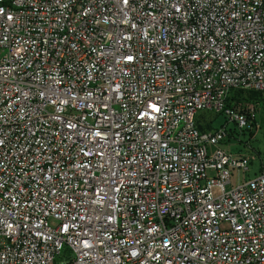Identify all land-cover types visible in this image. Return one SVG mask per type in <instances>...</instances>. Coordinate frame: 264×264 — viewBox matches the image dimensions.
<instances>
[{"label": "built area", "instance_id": "built-area-1", "mask_svg": "<svg viewBox=\"0 0 264 264\" xmlns=\"http://www.w3.org/2000/svg\"><path fill=\"white\" fill-rule=\"evenodd\" d=\"M236 89L264 97V0H0V264H264Z\"/></svg>", "mask_w": 264, "mask_h": 264}, {"label": "rangeland", "instance_id": "rangeland-1", "mask_svg": "<svg viewBox=\"0 0 264 264\" xmlns=\"http://www.w3.org/2000/svg\"><path fill=\"white\" fill-rule=\"evenodd\" d=\"M249 99H253L255 103H253L257 107L256 112V129L254 130L253 134L249 136L248 134L241 135L243 140L248 139L246 142V146L242 152H248L253 159L251 160L247 170H231L230 172V179L231 185H235L237 181H243L248 178H252L253 176L257 175L259 172V168L261 165H264V106L262 102H257V96H250ZM226 117L222 113H216L212 110H200L196 113V122L204 124L206 129L209 128H216L221 124L227 122ZM229 128H232V124L227 122L226 124ZM222 149L237 152L239 149L242 148V144H238L233 140L223 141L220 144ZM246 151H245V150ZM72 253L68 250V248H63L60 252V256L55 259V262H61L68 257H71Z\"/></svg>", "mask_w": 264, "mask_h": 264}, {"label": "trees", "instance_id": "trees-1", "mask_svg": "<svg viewBox=\"0 0 264 264\" xmlns=\"http://www.w3.org/2000/svg\"><path fill=\"white\" fill-rule=\"evenodd\" d=\"M257 96L256 101L258 102H262L263 106H264V97L262 95L261 92L259 91H254V90H241V89H236V90H231L227 99H226V105H230L232 101H243V102H249V103H255V101L253 99H249L250 96ZM257 121L255 120V123ZM200 130H205L206 128L204 127V125H200L199 126ZM211 129V128H209ZM256 129V124L253 130H243L241 132H237L236 129H234L233 131L230 132V137L232 138H236L239 140L240 143H243L246 146V142L248 141V139L243 140L241 138V135L243 134H248V138L249 136H251L254 132V130Z\"/></svg>", "mask_w": 264, "mask_h": 264}, {"label": "snow or ice", "instance_id": "snow-or-ice-1", "mask_svg": "<svg viewBox=\"0 0 264 264\" xmlns=\"http://www.w3.org/2000/svg\"><path fill=\"white\" fill-rule=\"evenodd\" d=\"M125 2H127V0H125ZM9 19H11V17H9ZM129 59L131 58L129 57ZM152 107H155V105H152ZM133 255H135V253H133Z\"/></svg>", "mask_w": 264, "mask_h": 264}]
</instances>
